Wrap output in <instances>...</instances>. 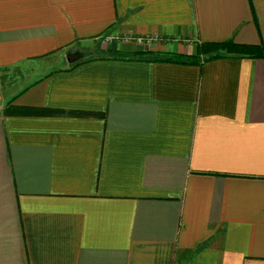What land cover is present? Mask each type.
<instances>
[{"label": "crops", "instance_id": "1", "mask_svg": "<svg viewBox=\"0 0 264 264\" xmlns=\"http://www.w3.org/2000/svg\"><path fill=\"white\" fill-rule=\"evenodd\" d=\"M224 41L264 0H0V264H264V59L68 70Z\"/></svg>", "mask_w": 264, "mask_h": 264}, {"label": "trees", "instance_id": "2", "mask_svg": "<svg viewBox=\"0 0 264 264\" xmlns=\"http://www.w3.org/2000/svg\"><path fill=\"white\" fill-rule=\"evenodd\" d=\"M68 70L76 66L95 59H102L105 56H112L114 59H129L135 61L147 62H166L180 65H199L202 62L224 58V57H248L264 59V50L260 46L237 45L232 41H224L219 43H202L196 45V53L194 55H178L173 53H121L117 51L105 50H77L68 54ZM2 114L4 116H37V117H94L101 118L102 114L86 113L79 111H62L45 108L21 107L7 105Z\"/></svg>", "mask_w": 264, "mask_h": 264}, {"label": "rangeland", "instance_id": "3", "mask_svg": "<svg viewBox=\"0 0 264 264\" xmlns=\"http://www.w3.org/2000/svg\"><path fill=\"white\" fill-rule=\"evenodd\" d=\"M105 43V42H104ZM103 43V46H106L105 44ZM0 77H1V75H0ZM1 79V78H0Z\"/></svg>", "mask_w": 264, "mask_h": 264}]
</instances>
